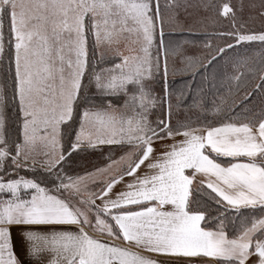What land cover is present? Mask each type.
Listing matches in <instances>:
<instances>
[{
  "label": "snow or ice",
  "instance_id": "snow-or-ice-1",
  "mask_svg": "<svg viewBox=\"0 0 264 264\" xmlns=\"http://www.w3.org/2000/svg\"><path fill=\"white\" fill-rule=\"evenodd\" d=\"M0 264H264V0H0Z\"/></svg>",
  "mask_w": 264,
  "mask_h": 264
},
{
  "label": "trees",
  "instance_id": "trees-1",
  "mask_svg": "<svg viewBox=\"0 0 264 264\" xmlns=\"http://www.w3.org/2000/svg\"><path fill=\"white\" fill-rule=\"evenodd\" d=\"M174 38L179 39L180 37H174Z\"/></svg>",
  "mask_w": 264,
  "mask_h": 264
}]
</instances>
